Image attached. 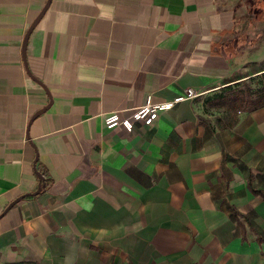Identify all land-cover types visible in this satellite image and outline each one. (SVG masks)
<instances>
[{
	"label": "crops",
	"instance_id": "0c3cea01",
	"mask_svg": "<svg viewBox=\"0 0 264 264\" xmlns=\"http://www.w3.org/2000/svg\"><path fill=\"white\" fill-rule=\"evenodd\" d=\"M44 2L0 0V212L43 179L0 216V264H264V105L100 117L264 72V18L247 0H50L23 61ZM35 80L50 102L28 125Z\"/></svg>",
	"mask_w": 264,
	"mask_h": 264
},
{
	"label": "built area",
	"instance_id": "2783aa9c",
	"mask_svg": "<svg viewBox=\"0 0 264 264\" xmlns=\"http://www.w3.org/2000/svg\"><path fill=\"white\" fill-rule=\"evenodd\" d=\"M196 90L187 87L182 93L168 100L152 101L146 95L143 102L133 107L128 115L119 116L118 111L112 110L101 114V121L105 127L120 126L126 131H130L133 122H141L143 125H149L161 111L172 109L176 104L185 99H192L197 96Z\"/></svg>",
	"mask_w": 264,
	"mask_h": 264
},
{
	"label": "rangeland",
	"instance_id": "374dc122",
	"mask_svg": "<svg viewBox=\"0 0 264 264\" xmlns=\"http://www.w3.org/2000/svg\"><path fill=\"white\" fill-rule=\"evenodd\" d=\"M234 86L230 85V87ZM237 87L246 86L248 90L252 91V96L258 95L259 90L264 86V77L262 74L254 75L251 78H247L242 82L236 83ZM224 88H220L214 94H203V91H196L197 96L194 98L195 107L198 108V112L203 115L205 119H211L213 121L227 122L229 114H233L225 104L221 103L218 95L222 93Z\"/></svg>",
	"mask_w": 264,
	"mask_h": 264
},
{
	"label": "trees",
	"instance_id": "16d2710c",
	"mask_svg": "<svg viewBox=\"0 0 264 264\" xmlns=\"http://www.w3.org/2000/svg\"><path fill=\"white\" fill-rule=\"evenodd\" d=\"M260 74H262V76L264 77V72H260ZM223 88L224 89L222 90V93L218 95L219 99L217 100H220L221 103L225 104L232 113H235L237 111H249L264 105V86L259 90L260 93L256 96H252V91L248 90L246 86L237 87L235 84V87H230L229 85ZM199 120L201 119L199 118ZM252 192L256 194L259 193L264 200V193H260L255 190H253ZM231 215L235 218L236 222L240 223L236 218V216L239 215L238 213L233 211ZM242 218L243 220H246L245 217ZM247 225H249V222L247 223ZM256 240L258 243H261V240L259 238H257Z\"/></svg>",
	"mask_w": 264,
	"mask_h": 264
},
{
	"label": "water",
	"instance_id": "95a60500",
	"mask_svg": "<svg viewBox=\"0 0 264 264\" xmlns=\"http://www.w3.org/2000/svg\"><path fill=\"white\" fill-rule=\"evenodd\" d=\"M50 0H45L44 4L42 5V7L39 9L38 13L35 15V17L33 18V20L30 22V24L28 25L27 29L24 32L22 41H21V56L22 59L24 61V52H25V45H26V41H27V37L30 33V31L32 30V28L35 26V24L37 23V21L40 19V17L42 16V14L44 13L45 9L47 8L48 4H49ZM45 91L47 97H48V102L41 108L37 109L28 119L27 124L29 125V123L31 122V120L37 116L38 114H40L41 112H43L49 105L50 102V97L49 94L47 92L46 87L39 81L35 80ZM35 157L33 159V164L35 162ZM34 174L36 175L37 179H38V183L36 186V189L29 192V193H24V194H20L17 197H15L14 199H12L9 203H7V205L2 209V211L0 212V216L5 213L14 203H16L18 200L22 199L25 196H33L37 193L40 192L41 188L43 187V179L42 176L39 172H37V170H35V168H33Z\"/></svg>",
	"mask_w": 264,
	"mask_h": 264
},
{
	"label": "flooded vegetation",
	"instance_id": "af4514ba",
	"mask_svg": "<svg viewBox=\"0 0 264 264\" xmlns=\"http://www.w3.org/2000/svg\"><path fill=\"white\" fill-rule=\"evenodd\" d=\"M250 8V14L257 19L259 17L264 18V0H247Z\"/></svg>",
	"mask_w": 264,
	"mask_h": 264
}]
</instances>
